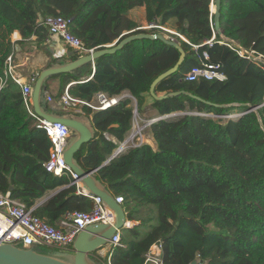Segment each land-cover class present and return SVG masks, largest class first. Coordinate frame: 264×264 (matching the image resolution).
<instances>
[{
	"label": "trees",
	"instance_id": "1",
	"mask_svg": "<svg viewBox=\"0 0 264 264\" xmlns=\"http://www.w3.org/2000/svg\"><path fill=\"white\" fill-rule=\"evenodd\" d=\"M210 5L211 0H0V78L12 53L10 35L17 31L24 42L34 38L36 48L46 51L48 33L41 21L50 16L66 19L72 35L87 49L100 51L128 36L150 34L137 30L141 26L128 16L141 8L148 24L173 23L190 44L179 41L183 63L154 88L156 96H166L161 100L150 97V86L180 54L158 40H134L98 58L94 69L87 64L44 80L45 85L60 78L57 98L71 81L86 80L69 87L70 95L90 101L98 92L109 97L128 92L137 114L143 113L147 96L160 117L178 114L148 126L155 149L128 147L103 166L131 129L133 108L126 99L92 115L93 140L75 153L74 163L86 172L96 170V180L122 197L127 219L138 221L127 231L124 248L111 252L110 264H144L156 244L163 264H264V106L259 107L264 67L218 43L223 36L264 57V0H221V35L215 33L208 46L214 33ZM203 51L208 60L201 57ZM64 63L53 59L47 67ZM207 63L218 65L226 80H183L192 68ZM252 107L259 108L247 112ZM232 114L239 116L223 119ZM37 125L19 87L7 79L0 85V193L10 192L30 208L61 188L33 212L56 227L66 213L88 212L91 202L75 194L69 175L58 177L43 168L51 143ZM131 205L145 211L144 217L133 218Z\"/></svg>",
	"mask_w": 264,
	"mask_h": 264
},
{
	"label": "built area",
	"instance_id": "2",
	"mask_svg": "<svg viewBox=\"0 0 264 264\" xmlns=\"http://www.w3.org/2000/svg\"><path fill=\"white\" fill-rule=\"evenodd\" d=\"M41 22L48 33V38L45 43H49L50 37L55 36L64 46L76 53L79 58L94 52V49H87L80 39L72 35L69 30V22L66 19L60 16H50L44 18ZM137 30L156 31L157 33L163 35L168 41L173 43L179 44V41H181L189 44V42L182 35L154 23L148 24L145 27H139ZM16 32L17 31H14L9 38L13 48L12 53L6 58L4 78H0V85L3 86L6 80L9 79L20 88L27 111L38 121L37 127L44 130L49 138L51 143L49 148V157L43 164V168L48 173L58 177L65 174L69 175L72 178V182L69 185H75V194L83 196L91 202V209L88 212L75 211L66 213L59 219L56 227H53L34 216V206L30 208L26 207L18 199L13 198L10 192H6L5 194L0 193V245H12L24 250H33L35 247H48L68 252L72 255L74 252L73 243L81 231L91 225H111L114 222V215L113 212L103 203L101 198L94 196L91 193H87L81 188L77 177L65 164L64 151L68 146L67 139L71 136L72 131L61 124L46 122L34 114L31 97L37 75L26 79L15 71L13 66V57L18 48L16 46L17 39L14 38L17 35ZM214 37L215 33H213L212 38L206 41L205 44L211 46ZM218 43L235 51L239 57L250 60L260 67H264V57L262 55H258L254 51H244L240 49L236 42L223 36H221V41ZM193 48L196 49L197 47L193 46ZM201 57L204 60H208V55L204 51L202 52ZM200 79L223 82L226 80V75L221 71L218 65L207 63L203 64L202 67L192 68L190 71L185 73L183 77V80L187 82L197 81ZM85 81L76 83H83ZM68 85L65 86L58 100V104L65 110L74 109V111L78 113H81V111L78 110V107L87 108V110L90 109L96 112L104 111L115 106L120 101L130 98L129 95L109 97L102 92H98L94 96V101L75 99L68 92ZM46 101L51 102L52 99L46 95ZM238 116V114H232L224 116L223 119L227 120ZM159 118L160 116L153 118L149 121V123H154V121H157ZM136 125L137 127H133L137 128V131H132L123 143H119V147L117 148L119 149V153L128 147H134L128 146L127 143L133 140H139L141 137V128L138 123ZM103 136L106 139H109L108 135L103 134ZM114 200L116 204L122 206V197H114ZM137 225L138 221L128 220L126 217L123 228L116 230L107 245L98 252L93 253L91 256L98 260L101 264H110L109 256L111 255V252L116 248H124L125 246L121 240V230L129 231L134 229ZM144 259V264H163L161 245H153L149 252L145 254Z\"/></svg>",
	"mask_w": 264,
	"mask_h": 264
},
{
	"label": "water",
	"instance_id": "3",
	"mask_svg": "<svg viewBox=\"0 0 264 264\" xmlns=\"http://www.w3.org/2000/svg\"><path fill=\"white\" fill-rule=\"evenodd\" d=\"M220 9H221V0H213L210 5V10L213 12V27L214 33L221 35L220 30ZM138 39H148V40H158L166 45L172 46L179 52V58L177 63L161 75H159L151 84L149 89V95L151 98L155 100H161L166 98V96H156L154 93V88L158 83H160L163 79L174 74L179 66L183 63L185 53L180 47L178 43H173L168 41L163 35L159 33H141L137 35H132L124 38L119 43L114 42L111 45L106 46L104 50L94 51L92 54L86 55L84 57L78 58L77 60L63 64L62 66L51 67L48 69L43 70L37 77L32 92V109L34 114L49 123L52 124H61L66 126L72 131L71 136L67 139L68 146L64 151V161L65 164L70 168L73 174L77 177L78 183L80 184L81 188L87 192L91 193L94 196L101 198L103 203L113 212L114 215V222L113 224L109 225H91L86 227L83 231H81L74 243H73V250L74 253L71 255L69 260H60L54 257H50L47 255L39 254L34 250L28 249H20L14 247L12 245H0V264H95L93 261L90 260V256L93 253L98 252L103 247H105L115 234L116 230L122 229L123 224L126 219V215L124 213V209L121 205L115 203L114 196L108 192V190L96 180L94 173L96 170L86 172L80 169L74 163V155L77 153L82 145L88 144L93 140L94 137V130L92 125H88L80 121L77 117L73 115H66V116H51L46 114L42 110L41 106V92H42V85L46 78L50 76H55L59 74H67L71 71H74L84 65L90 64L93 69L95 66V61L105 55H112L121 50L125 45L128 43L138 40ZM69 55H73L71 51ZM180 92L171 94L172 96L178 95ZM197 100H200L196 98ZM264 106V103L259 107ZM259 107H252L247 112L255 111ZM245 112V113H247ZM242 113V114H245ZM137 114L136 105L135 109L133 110V115ZM241 114V115H242ZM178 114H170L167 116H161L158 120L166 119L169 117H174ZM157 120V121H158ZM151 121V120H150ZM156 122V121H154ZM153 123V122H152ZM152 123H148L149 125ZM264 131V128L262 127ZM119 153V149H116L111 157L102 164L105 165L109 160L114 158ZM38 205H35L34 208L36 209ZM191 264H196V261H193Z\"/></svg>",
	"mask_w": 264,
	"mask_h": 264
},
{
	"label": "crops",
	"instance_id": "4",
	"mask_svg": "<svg viewBox=\"0 0 264 264\" xmlns=\"http://www.w3.org/2000/svg\"><path fill=\"white\" fill-rule=\"evenodd\" d=\"M211 3H212V0H211ZM211 13L213 14L212 11H211ZM138 15H140V17L142 15L143 19L140 20ZM128 16L134 22L138 23L140 26L143 25L141 27H145V26L148 25V23L145 21V18H144L143 9H141V8L131 10L129 12ZM171 30L174 31L173 28ZM16 33H17V35L14 38L17 39L16 40L17 41L16 46L18 48H17L16 52L14 53L13 66L15 68V71L17 73H19L23 78L27 79V78H30L31 76H36V75L38 77V75L43 70L48 69L47 66L53 59H64L65 60L64 64L70 63V61L68 59L72 56V55L71 56L69 55V53L71 52L69 50H71V49H69L66 46H64L61 43V41H59V39L57 37H55V36L50 37L49 43H45L44 46H43V48L46 49V51H44V50H38L36 48V44H35L34 38L31 39V42H24L21 39L20 34L18 32H16ZM56 66L57 65H53L52 67H56ZM49 68H51V67H49ZM92 69H93V67H92ZM76 84H77L76 82L71 81L68 86L71 87V86L76 85ZM60 85H61L60 78L49 79L46 82L45 85H44V82H43L42 92H41V106H42V110H43V106H47V108H48L47 111H44V110L43 111L46 114H48V115L56 116V117H60V116L62 117V116H66V115H73V116L77 117L80 121H82L84 123H87L88 125H92V123H91L92 115L96 111H93V110H90V109H89V111H87V108L85 109V108L78 107V110L81 111V113H78V112H75L74 109L65 110L58 104V100H59V98H60V96L62 94L61 93L60 96L57 98V95H58V93L60 91ZM51 87H54L55 90H50ZM69 87H68V89H69ZM46 95H48L52 99L51 102H47L46 101ZM122 95H125V96L129 95L130 96V98H126V99H131L133 101V103H134L133 110H134L135 109V105H136V102H135L134 98L128 92H123L120 96H122ZM94 96H95V94L93 95L91 101L95 100ZM73 98L78 99L76 97H73ZM126 99H124V100H126ZM145 99H147V98H145ZM150 104H151V100H150V103H148V105H150ZM145 105H146V101H145L144 106ZM150 111H151V115L154 116L153 118H156V117L159 116L158 113L155 110L151 109ZM143 113H144V111H143ZM135 115L136 114H134L133 116L135 117ZM130 131L126 134L125 139H127V137L130 135V133H131ZM142 136L143 135H141V137ZM145 136L148 137V139L151 140L154 143V141H153L151 135L149 134V132H147ZM107 140H111L113 142L115 141L114 139H112L110 137ZM151 147L153 149H155L153 144H151ZM59 190H61V188H58V189H55L53 191L47 192L42 198L37 200L35 205H38V204L41 205L46 200L51 198ZM104 253H105V251H104Z\"/></svg>",
	"mask_w": 264,
	"mask_h": 264
},
{
	"label": "rangeland",
	"instance_id": "5",
	"mask_svg": "<svg viewBox=\"0 0 264 264\" xmlns=\"http://www.w3.org/2000/svg\"><path fill=\"white\" fill-rule=\"evenodd\" d=\"M138 17H139L140 20L143 19L142 15H141V17H140V15H138ZM141 26H143V25H141ZM164 27H166V28L171 30L173 28V23H168ZM149 33L152 34L153 32L149 31ZM75 56L77 57V55L74 54L69 59H71V58L75 59ZM50 90H55V88L51 87ZM146 98L147 99H146V105L144 106V113L143 114H136L135 117L133 116L132 123H131L132 126H131V129H130L131 131L129 130L131 133H132V131H137V128H134V127H137L136 124L138 123V125L141 128V135H143V136L140 137V138L138 137L139 140L130 141L129 143H127L128 146H136V145H140V144L141 145L142 144H146V145H149L151 147V144H153L154 148H155V144L151 140H149L148 137L145 136L146 133L148 132V130H147L148 123L154 117V116L151 115V111H150L151 109H150V107L148 105V103H150L151 99H149V96H147ZM128 100L130 101V105L133 108L134 107L133 101L131 99H128ZM118 147H119V144H118ZM130 212H131L133 218L141 219L142 217H144V212L145 211L142 212V210H140V208L136 207L135 205L134 206L131 205ZM129 237H130V233L129 232H127L125 230H121V239H122L123 242H126L127 240H129ZM37 250H39L41 252V254H43V255H47V256L54 257V258H57V259H60V260H64V261L69 260L71 258V254L68 253V252H63V251L55 250V249L48 248V247H41V248H39Z\"/></svg>",
	"mask_w": 264,
	"mask_h": 264
}]
</instances>
